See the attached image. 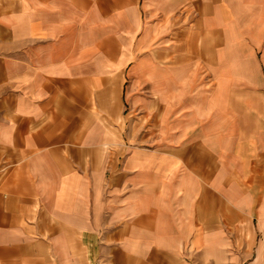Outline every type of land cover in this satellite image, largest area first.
<instances>
[{
  "label": "crops",
  "instance_id": "crops-1",
  "mask_svg": "<svg viewBox=\"0 0 264 264\" xmlns=\"http://www.w3.org/2000/svg\"><path fill=\"white\" fill-rule=\"evenodd\" d=\"M153 23L211 84L139 147L122 95ZM263 261L264 0H0V264Z\"/></svg>",
  "mask_w": 264,
  "mask_h": 264
},
{
  "label": "rangeland",
  "instance_id": "rangeland-1",
  "mask_svg": "<svg viewBox=\"0 0 264 264\" xmlns=\"http://www.w3.org/2000/svg\"><path fill=\"white\" fill-rule=\"evenodd\" d=\"M157 24L153 23L154 27L138 38L139 58L127 72L122 95L124 132L138 135L131 143L139 147H160L173 142L187 126L179 122L180 115L194 109L184 105L183 100L191 95L198 102L209 98L207 90L211 77L208 70L195 67V63L190 66L179 59L182 46L167 38L168 32L170 36L175 29ZM200 108L197 107V114ZM145 135V139L140 138ZM126 143L128 145L129 141Z\"/></svg>",
  "mask_w": 264,
  "mask_h": 264
}]
</instances>
